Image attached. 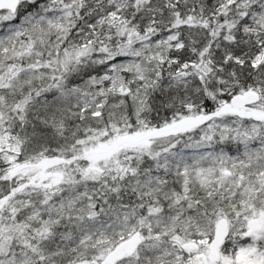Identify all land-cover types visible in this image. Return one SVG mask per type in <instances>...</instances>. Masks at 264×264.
I'll use <instances>...</instances> for the list:
<instances>
[{"label":"snow or ice","instance_id":"6c2138e0","mask_svg":"<svg viewBox=\"0 0 264 264\" xmlns=\"http://www.w3.org/2000/svg\"><path fill=\"white\" fill-rule=\"evenodd\" d=\"M0 264H264V0H0Z\"/></svg>","mask_w":264,"mask_h":264}]
</instances>
